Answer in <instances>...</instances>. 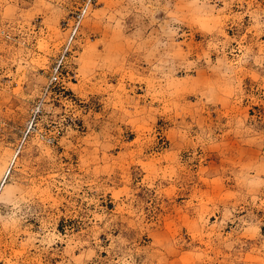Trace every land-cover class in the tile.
I'll list each match as a JSON object with an SVG mask.
<instances>
[{"label":"rangeland","instance_id":"1","mask_svg":"<svg viewBox=\"0 0 264 264\" xmlns=\"http://www.w3.org/2000/svg\"><path fill=\"white\" fill-rule=\"evenodd\" d=\"M0 165V264H264V0H0Z\"/></svg>","mask_w":264,"mask_h":264},{"label":"built area","instance_id":"2","mask_svg":"<svg viewBox=\"0 0 264 264\" xmlns=\"http://www.w3.org/2000/svg\"><path fill=\"white\" fill-rule=\"evenodd\" d=\"M87 6L82 8L81 10H79V13L76 14V16L74 17V20L71 22V25L69 26V39H72L73 36H75L76 32L78 31L79 25H80V21L82 20V17L84 16V13L86 12ZM51 82H55L58 80V77L56 74L51 76Z\"/></svg>","mask_w":264,"mask_h":264},{"label":"bare ground","instance_id":"3","mask_svg":"<svg viewBox=\"0 0 264 264\" xmlns=\"http://www.w3.org/2000/svg\"><path fill=\"white\" fill-rule=\"evenodd\" d=\"M1 166V165H0Z\"/></svg>","mask_w":264,"mask_h":264}]
</instances>
